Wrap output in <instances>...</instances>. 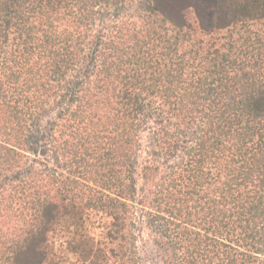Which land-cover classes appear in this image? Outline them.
<instances>
[{
  "label": "trees",
  "instance_id": "obj_1",
  "mask_svg": "<svg viewBox=\"0 0 264 264\" xmlns=\"http://www.w3.org/2000/svg\"><path fill=\"white\" fill-rule=\"evenodd\" d=\"M143 226L264 264V0H0V264H143Z\"/></svg>",
  "mask_w": 264,
  "mask_h": 264
},
{
  "label": "rangeland",
  "instance_id": "obj_2",
  "mask_svg": "<svg viewBox=\"0 0 264 264\" xmlns=\"http://www.w3.org/2000/svg\"><path fill=\"white\" fill-rule=\"evenodd\" d=\"M189 23L193 26L196 25L195 17L192 11H188ZM100 229L95 228L94 230L89 231L90 234L100 233ZM137 251L140 254L141 261L143 264H164L160 258V251L158 250L155 242L153 241V234L150 228L143 226L142 230L137 236ZM111 247H104L105 250H108ZM56 256L66 259L71 264H84V262L78 257V254H75L76 247H53ZM113 261L110 260L108 264H113Z\"/></svg>",
  "mask_w": 264,
  "mask_h": 264
}]
</instances>
